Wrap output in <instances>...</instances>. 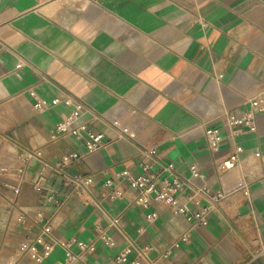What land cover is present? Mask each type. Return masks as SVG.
<instances>
[{
	"label": "crops",
	"instance_id": "0c3cea01",
	"mask_svg": "<svg viewBox=\"0 0 264 264\" xmlns=\"http://www.w3.org/2000/svg\"><path fill=\"white\" fill-rule=\"evenodd\" d=\"M256 96L264 106V0H0V264H61V243L71 239L96 241L84 264H118L125 236L151 245V257L172 250L156 264H250L264 244V167L250 157L264 156V110L255 132L233 136L226 114ZM65 99L103 134L101 148L86 153L81 140L51 138L73 109ZM37 100L49 105L38 109ZM207 127L222 132L217 152L205 143ZM139 145L155 147L182 175L192 163L204 174L179 200L193 212L212 206L207 225L179 247L173 241L190 226L184 215L132 205L123 181H115L122 199L107 196L101 172H139ZM236 145L239 161L222 169ZM72 152L82 157L66 173L94 175L82 200L44 166ZM48 222L52 252L40 262L21 254ZM99 231L113 246L97 240Z\"/></svg>",
	"mask_w": 264,
	"mask_h": 264
},
{
	"label": "built area",
	"instance_id": "2783aa9c",
	"mask_svg": "<svg viewBox=\"0 0 264 264\" xmlns=\"http://www.w3.org/2000/svg\"><path fill=\"white\" fill-rule=\"evenodd\" d=\"M203 25H206L203 23ZM34 95L33 93H31ZM58 98L51 100L50 104L54 105L59 103ZM66 104H74L69 99H65ZM45 105H49L44 101L37 100L35 107L43 109ZM79 104H74L70 114L64 119L58 121L50 131L52 139H58L62 137H73L83 142L85 152L91 153L102 147L103 134L99 131L92 130L90 125L81 121V112ZM264 110V106L261 105V96H256L251 99L249 107L243 112L232 111L226 114V123L231 129V135H241L246 133L255 132V115L258 112ZM223 135L217 127H207L204 131V140L211 152L219 151L220 143L223 141ZM242 152V147L235 146L234 153L225 158L221 162L222 169H229L239 161V155ZM31 155V154H30ZM30 155L27 156L30 157ZM32 156L41 158L42 153L40 150H35ZM82 155L78 152H72L65 154L60 159L52 164L44 163V166L48 167L55 173H57L63 181L64 186L72 189V196L76 199L82 200L81 196L84 193L90 194L91 187L94 182L93 174H74L68 175L66 168L68 165L76 159L81 158ZM138 168L139 172H133L128 170H122L118 172L115 178L108 175L106 170L101 173L105 176L103 185L109 188L107 196L110 200L122 199L121 192L116 189L115 181H123L127 184L130 191L129 202L132 205L141 208L164 206L174 214H182L189 221V228L185 229L178 237L173 241V247H179L189 241L190 230L196 227H203L207 225V216L212 210V206L199 209L197 212H193L187 205V203H181L179 196L187 189H192L197 181L204 179V174L197 164L192 163L188 165V174L182 175L178 168L173 163L165 162L160 152L155 147H146L143 145L138 146L137 151ZM250 157L255 161L260 160L264 167V156L259 151L253 152ZM38 183L34 185L36 187ZM201 194H209V189L202 187L198 189ZM221 193L212 195V199L216 200L221 198ZM48 200H52V197H48ZM189 201L192 197L188 198ZM57 203V201H54ZM87 205V202L82 201ZM157 217V213L151 212L146 216V221L152 223ZM39 220L42 217L39 215ZM112 224L117 225L119 222L118 217L112 219ZM52 229V222L44 223L39 230L36 237L26 238L19 246L21 254L29 253L30 258L37 262L46 258L53 250V245L46 244L44 236L49 234ZM97 240L103 242L106 246L111 247L114 244V240L110 235L103 231L97 233ZM125 246L114 258L116 263L128 262V255L134 253L133 258L128 264H141L143 261L146 264H156L159 259H168L171 256V249L160 253L158 256L151 257L153 247L149 244L138 245L130 237L125 236ZM41 244L43 249L42 253L38 254L36 245ZM64 247V260L61 264H84V261L88 255H91L96 250V241H83L79 239H71L64 243H61ZM73 247L76 248V252L73 251ZM98 264V263H93ZM250 264H264V244L258 248V250L251 256Z\"/></svg>",
	"mask_w": 264,
	"mask_h": 264
}]
</instances>
